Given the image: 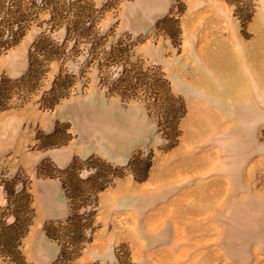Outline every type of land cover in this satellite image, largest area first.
Masks as SVG:
<instances>
[{
  "label": "rangeland",
  "instance_id": "374dc122",
  "mask_svg": "<svg viewBox=\"0 0 264 264\" xmlns=\"http://www.w3.org/2000/svg\"><path fill=\"white\" fill-rule=\"evenodd\" d=\"M104 129L122 165L40 160ZM57 182L53 264L103 188L123 211L88 264H264V0H0V264H32L31 188Z\"/></svg>",
  "mask_w": 264,
  "mask_h": 264
},
{
  "label": "crops",
  "instance_id": "0c3cea01",
  "mask_svg": "<svg viewBox=\"0 0 264 264\" xmlns=\"http://www.w3.org/2000/svg\"><path fill=\"white\" fill-rule=\"evenodd\" d=\"M115 139V141L112 140ZM95 143H79L64 147L53 155H44L40 160L50 159L57 168L67 167L73 160L98 158L111 165H122L128 157L127 134L122 130L112 132L100 131ZM53 189L47 190L32 187L31 195L34 208V219L28 231L29 245L39 244L36 254L31 255L28 250L26 255L32 264H53L57 261L60 249L57 241L50 240L45 235L44 226L50 222L66 220L70 215V205L64 196L60 183H53ZM113 189L103 188L96 195L97 207L93 217V231L87 246L78 257L80 264L95 262L106 263L111 259L112 239L109 227L121 220L123 208L111 203ZM114 213V214H111ZM113 215V216H112ZM42 245H44L42 247ZM30 249V248H29Z\"/></svg>",
  "mask_w": 264,
  "mask_h": 264
}]
</instances>
